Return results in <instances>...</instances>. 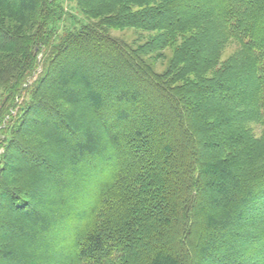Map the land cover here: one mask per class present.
I'll list each match as a JSON object with an SVG mask.
<instances>
[{
  "label": "trees",
  "instance_id": "trees-1",
  "mask_svg": "<svg viewBox=\"0 0 264 264\" xmlns=\"http://www.w3.org/2000/svg\"><path fill=\"white\" fill-rule=\"evenodd\" d=\"M61 3L0 0V261L264 264V0H78L60 36Z\"/></svg>",
  "mask_w": 264,
  "mask_h": 264
},
{
  "label": "rangeland",
  "instance_id": "rangeland-1",
  "mask_svg": "<svg viewBox=\"0 0 264 264\" xmlns=\"http://www.w3.org/2000/svg\"><path fill=\"white\" fill-rule=\"evenodd\" d=\"M61 4H63V6L65 8V14L67 15V17L64 19L63 23H61V26L59 27V35L60 36L65 33L67 28L72 29V30L78 29L86 21V19L81 16V11H80V7H79V4H78V0H62ZM113 34L116 35V36H119V37H125L126 39H128L130 41L135 39V36H134L135 34H134L133 31H128V30L118 31L117 30V31H114ZM234 49H235V47L233 45L229 46V49L227 50V53L232 54ZM157 67H158L159 70L162 69L161 66H159V65ZM17 110L18 109H15L14 114L17 113ZM78 125L80 127L84 126L81 123L78 124ZM44 128H46V127H44ZM47 129H48V127L46 129H44V130H47ZM14 165L15 166H19L20 168H22V169H24L26 171H29L31 169L30 167H32L31 164L25 163L23 160H16L14 162ZM79 169H80V167L79 166H74V164H72V166L71 165H64V169H63L64 171L63 172L64 173L65 172H69V173L75 172L76 173V171L79 170ZM57 204L58 203H56V205ZM54 207L52 205V209ZM41 242H43V241H41ZM36 243L39 244L38 246L41 247V248H44V249L48 248L47 245L46 246L44 245L45 243H41V244H40V242H36ZM70 248H71V245L70 246L68 245L66 248H64L62 250V252H61V255L59 257L63 259L64 256H65L64 253L67 252V250L70 249ZM261 256L260 255H255L254 258L251 257V260L255 261ZM0 264H3L2 261H0ZM222 264H225V263H222ZM229 264H234V263H229Z\"/></svg>",
  "mask_w": 264,
  "mask_h": 264
}]
</instances>
